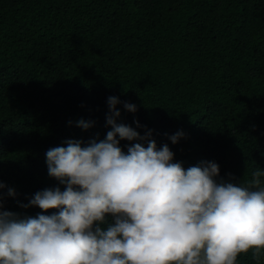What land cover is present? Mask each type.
Segmentation results:
<instances>
[{"label": "trees", "instance_id": "obj_1", "mask_svg": "<svg viewBox=\"0 0 264 264\" xmlns=\"http://www.w3.org/2000/svg\"><path fill=\"white\" fill-rule=\"evenodd\" d=\"M110 95L137 106L117 104V123L150 129L185 168L211 160L218 179L251 180L264 169V0H0V181L16 192L0 189V210L56 211L21 204L63 190L45 153L103 139Z\"/></svg>", "mask_w": 264, "mask_h": 264}, {"label": "clouds", "instance_id": "obj_2", "mask_svg": "<svg viewBox=\"0 0 264 264\" xmlns=\"http://www.w3.org/2000/svg\"><path fill=\"white\" fill-rule=\"evenodd\" d=\"M107 98L105 137L76 139L45 153L48 175L64 185L32 194L22 207L56 209L20 217L0 210V264H238L249 250L264 255V169L234 183L211 160L185 168L167 143L157 147L135 128L117 123ZM69 123H72L69 121ZM77 125L94 123L83 118ZM137 125L139 122L136 121ZM182 130L169 139L177 143ZM132 141L120 146V140ZM146 141V146L145 143ZM0 181V189L6 188ZM7 195L15 196L13 187Z\"/></svg>", "mask_w": 264, "mask_h": 264}]
</instances>
